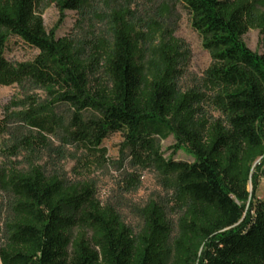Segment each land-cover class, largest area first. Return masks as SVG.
Returning a JSON list of instances; mask_svg holds the SVG:
<instances>
[{"label":"trees","instance_id":"1","mask_svg":"<svg viewBox=\"0 0 264 264\" xmlns=\"http://www.w3.org/2000/svg\"><path fill=\"white\" fill-rule=\"evenodd\" d=\"M177 1L211 55V97L177 91L181 47L170 38L157 45L160 67L145 75L147 47L130 8L106 17L109 45L98 39L84 55L73 39L48 34L42 17L52 4L60 13L79 12L84 0H0V86L40 90L52 104L74 109L69 138L84 151L104 157V140L120 133L136 158L176 175L186 203L176 257L169 262L172 228L156 203L143 210V227L134 234L88 183H69L38 167L0 170L11 218L0 241V264H264V201L248 190L256 184L255 170H264V54L243 42L257 30L264 50V15L255 14L248 0ZM12 38L37 56L25 63L8 60ZM94 63L107 70V82L92 83ZM206 103L224 120L204 119ZM85 111L97 118L84 120ZM46 112L7 115L0 136L14 121L15 135L26 129L54 135L56 123ZM169 136L191 163L163 159L156 140Z\"/></svg>","mask_w":264,"mask_h":264},{"label":"rangeland","instance_id":"2","mask_svg":"<svg viewBox=\"0 0 264 264\" xmlns=\"http://www.w3.org/2000/svg\"><path fill=\"white\" fill-rule=\"evenodd\" d=\"M248 1L255 14L264 15V0ZM125 8L134 13L136 31L147 47L142 52L146 76H151L161 65L157 45L170 38L181 47L180 74L175 82L177 91H193L206 97L215 93L206 81V73L213 64L211 55L204 49L201 36L192 29L190 15L177 0H84L79 12L64 13L52 4L44 9L42 17L48 34L55 38H71L84 55H90V49L98 39L107 41L108 45L110 43L111 33L106 17ZM243 42L253 53L264 54L259 31L250 30L243 37ZM37 54L36 50L12 38L6 57L13 63H25L32 61ZM91 71L92 83L107 82L104 67L94 63ZM30 108H36L41 113L48 110L46 113L56 123V133L42 135L26 129L15 135L14 128L18 123L14 121L9 134L0 136V170L28 171L31 167H38L69 183H88L100 203L113 208L134 234H138L143 227V210L149 203H156L166 212L172 228L169 262L174 261L175 244L180 237V218L186 205L178 195L176 175L136 158L120 133L104 140L101 146L105 149L104 157L80 149L69 138L74 109L68 105L52 104L40 90L33 91L17 85L0 86V121L9 114L15 116ZM203 111L208 122L224 120L222 113L211 103L204 104ZM82 118L94 119L97 114L85 111ZM175 145L172 136L156 140L163 159L191 163L192 157L184 151H176ZM254 175L256 184H250L248 190L254 199L264 201V170H255ZM9 204V197L0 191L1 242L6 238V224L11 219Z\"/></svg>","mask_w":264,"mask_h":264}]
</instances>
